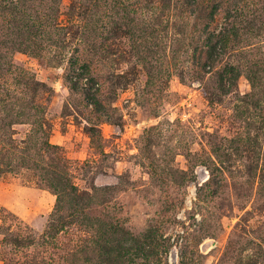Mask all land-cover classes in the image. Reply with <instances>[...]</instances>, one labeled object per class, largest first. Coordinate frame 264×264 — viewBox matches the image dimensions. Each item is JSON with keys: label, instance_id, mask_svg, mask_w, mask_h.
<instances>
[{"label": "rangeland", "instance_id": "rangeland-1", "mask_svg": "<svg viewBox=\"0 0 264 264\" xmlns=\"http://www.w3.org/2000/svg\"><path fill=\"white\" fill-rule=\"evenodd\" d=\"M123 229L162 236L123 264H264V0H0V264Z\"/></svg>", "mask_w": 264, "mask_h": 264}, {"label": "trees", "instance_id": "trees-1", "mask_svg": "<svg viewBox=\"0 0 264 264\" xmlns=\"http://www.w3.org/2000/svg\"><path fill=\"white\" fill-rule=\"evenodd\" d=\"M48 185L52 188H54L55 190H57V193H59L60 190L65 191V189H70V188H62L59 187L60 184H57L58 181H53V179H48ZM71 192H72V186H71ZM59 195V194H58ZM60 198L58 196L57 198V204H56V209L59 206V202H60ZM111 234L113 235V240H111V242H114L115 244V258L118 262V264H123V262L125 261L124 258L127 254L130 253L129 251V247L128 244H132V246H134V248L132 247V255H134L135 257L141 258L142 260H146L149 259V257L151 258H155L156 261L159 260L158 255L159 253L156 252L153 247L151 246L152 243H156L158 241H160L162 239V236L160 234H154L151 232H144L140 235H132L130 234L128 231L126 230H120L119 232L117 230L111 232ZM103 244L100 246V250L105 253H109L110 248L108 245H106L107 242H105L104 240H102ZM127 244V245H126ZM135 249V250H134ZM84 250L82 251H76L72 253V259H71V263L77 264L79 262L78 259H81L83 256H85L84 254ZM109 254H106V256H104L106 259L111 258V256H109ZM88 258V257H87ZM83 260H86V256L82 258ZM81 259V260H82Z\"/></svg>", "mask_w": 264, "mask_h": 264}]
</instances>
